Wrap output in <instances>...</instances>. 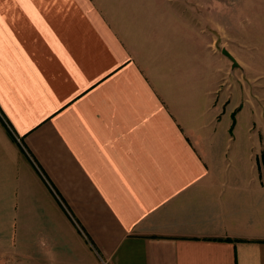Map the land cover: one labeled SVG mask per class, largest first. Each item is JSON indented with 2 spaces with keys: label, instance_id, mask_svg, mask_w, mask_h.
Instances as JSON below:
<instances>
[{
  "label": "crops",
  "instance_id": "0c3cea01",
  "mask_svg": "<svg viewBox=\"0 0 264 264\" xmlns=\"http://www.w3.org/2000/svg\"><path fill=\"white\" fill-rule=\"evenodd\" d=\"M241 3L261 77L264 0ZM181 7L0 0V264H264V140L228 152L264 86L230 95Z\"/></svg>",
  "mask_w": 264,
  "mask_h": 264
},
{
  "label": "rangeland",
  "instance_id": "374dc122",
  "mask_svg": "<svg viewBox=\"0 0 264 264\" xmlns=\"http://www.w3.org/2000/svg\"><path fill=\"white\" fill-rule=\"evenodd\" d=\"M177 1L182 6L181 10H189L192 14V27H194L192 29V37L198 43H202V40L203 42L206 40L210 43V40L214 39L213 43L209 44V49H212L214 54L222 56L223 60L226 61L225 64L218 62V66L223 71L224 77L222 81H219V84L224 81V85L227 86L230 95L234 93L235 98L237 96L242 98L246 89H256V81L264 86V74L258 77V70L255 72L252 66L248 67L251 61L242 54L244 53V55L251 58V44L245 47L236 46L242 42L243 38L246 41H252L251 33L246 34V32H251L253 28V12L250 9V4L241 3L242 0H226V3L215 2L217 0ZM160 3L158 2V5ZM203 26L211 29L214 28L217 34H213L212 36L209 34L206 38V35L199 32V28ZM224 50L230 52L236 62L228 57L224 53ZM238 50L241 52L238 53ZM261 121L263 122L262 119ZM247 123L248 119L245 115L241 117L238 124L235 114L234 122H232L231 130L229 131L230 134H234L235 138L234 140L231 139L228 146L230 155H251L252 149H254L256 144L251 145L249 142L255 141L257 143V140H264V131L260 133L251 129L250 137H248L246 134ZM260 156L262 159L264 158V151H262Z\"/></svg>",
  "mask_w": 264,
  "mask_h": 264
},
{
  "label": "water",
  "instance_id": "95a60500",
  "mask_svg": "<svg viewBox=\"0 0 264 264\" xmlns=\"http://www.w3.org/2000/svg\"><path fill=\"white\" fill-rule=\"evenodd\" d=\"M224 53L228 56V57H230L234 62H236V60L234 59V57L227 51V50H224ZM234 66H236V65H234Z\"/></svg>",
  "mask_w": 264,
  "mask_h": 264
},
{
  "label": "trees",
  "instance_id": "16d2710c",
  "mask_svg": "<svg viewBox=\"0 0 264 264\" xmlns=\"http://www.w3.org/2000/svg\"><path fill=\"white\" fill-rule=\"evenodd\" d=\"M0 116H1V114H0ZM6 126L8 127V129H9L10 133L12 134V136H13L14 138H16V137L14 136V132L11 130L10 126H8L7 124H6Z\"/></svg>",
  "mask_w": 264,
  "mask_h": 264
}]
</instances>
